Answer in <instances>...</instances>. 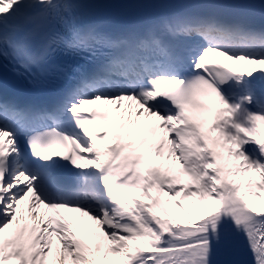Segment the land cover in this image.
Returning <instances> with one entry per match:
<instances>
[{"label":"snow or ice","instance_id":"6c2138e0","mask_svg":"<svg viewBox=\"0 0 264 264\" xmlns=\"http://www.w3.org/2000/svg\"><path fill=\"white\" fill-rule=\"evenodd\" d=\"M90 7L0 0L16 75L90 62L50 108L0 95V264H215L239 236L264 264V27L221 18L264 0L168 6L115 32L83 25Z\"/></svg>","mask_w":264,"mask_h":264},{"label":"bare ground","instance_id":"6f19581e","mask_svg":"<svg viewBox=\"0 0 264 264\" xmlns=\"http://www.w3.org/2000/svg\"><path fill=\"white\" fill-rule=\"evenodd\" d=\"M258 19H260V20H262L263 21V23H264V15H258V17H257ZM211 58H212V60H214V61H223V57H218V56H211ZM225 63H229V64H231V62L230 61H224ZM235 67H237L238 68V70H244V68L241 66V65H234ZM126 103V102H125ZM95 104H99V105H102V106H105V107H112V108H114V105H103V104H100L99 102H97V103H95ZM90 104H86L85 106H89ZM84 106V107H85ZM161 163H163V161H161ZM258 205H259V203H258ZM240 238V236L239 237H236L235 238V240H237V239H239ZM220 247H223V246H218L217 248H220ZM227 264H230V263H227Z\"/></svg>","mask_w":264,"mask_h":264},{"label":"rangeland","instance_id":"374dc122","mask_svg":"<svg viewBox=\"0 0 264 264\" xmlns=\"http://www.w3.org/2000/svg\"><path fill=\"white\" fill-rule=\"evenodd\" d=\"M259 203V202H258Z\"/></svg>","mask_w":264,"mask_h":264}]
</instances>
